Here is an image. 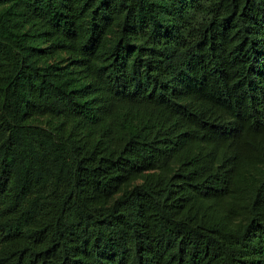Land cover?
<instances>
[{
	"label": "trees",
	"instance_id": "1",
	"mask_svg": "<svg viewBox=\"0 0 264 264\" xmlns=\"http://www.w3.org/2000/svg\"><path fill=\"white\" fill-rule=\"evenodd\" d=\"M0 264H264V0H0Z\"/></svg>",
	"mask_w": 264,
	"mask_h": 264
}]
</instances>
